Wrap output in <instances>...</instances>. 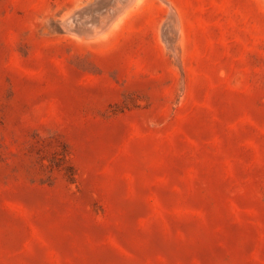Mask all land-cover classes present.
Segmentation results:
<instances>
[{
    "label": "rangeland",
    "instance_id": "374dc122",
    "mask_svg": "<svg viewBox=\"0 0 264 264\" xmlns=\"http://www.w3.org/2000/svg\"><path fill=\"white\" fill-rule=\"evenodd\" d=\"M112 1L0 0V264H264V0Z\"/></svg>",
    "mask_w": 264,
    "mask_h": 264
},
{
    "label": "bare ground",
    "instance_id": "6f19581e",
    "mask_svg": "<svg viewBox=\"0 0 264 264\" xmlns=\"http://www.w3.org/2000/svg\"><path fill=\"white\" fill-rule=\"evenodd\" d=\"M113 1H114V0H113ZM113 1H112V2H113ZM134 1H135V0H134ZM134 1H133V2H134ZM98 2H99V1H98ZM98 2H97V3H98ZM115 2H117V1H115ZM126 2H127V1H126ZM128 2H129V0H128ZM86 3H87V2H86ZM89 3H90V2H89ZM91 3H92V2H91ZM91 3H90V4H91ZM97 3H95V4H97ZM110 3H111V2H110ZM118 3H119V2H117V4H118ZM123 3H124V2H123ZM80 4H81V3H80ZM93 4H94V3H93ZM108 4H109V3H108ZM114 4H116V3H114ZM120 4H121V3H119V7L121 6ZM85 5H86V4H85ZM98 5H99V4H98ZM111 5H112V4H111ZM124 5H126V4H123L122 7H124ZM105 6H106V5H105ZM105 6H104V7H105ZM116 6H117V5H116ZM131 6H132V4L130 5V7H131ZM107 7H108V6H107ZM107 7H106V8H107ZM109 7H110V6H109ZM127 7H128V6H127ZM110 8H111V7H110ZM116 8H118V6H117ZM86 9H87V8H86ZM118 9H119V8H118ZM125 9H127V8H125ZM84 10H85V9H84ZM84 10H83V11H84ZM100 10H101V8H100ZM106 10H107V9H106ZM108 10H109V9H108ZM114 10H115V9H114ZM119 10H120V9H119ZM119 10H118V11H119ZM121 10H122V9H121ZM127 10H128V9H127ZM171 10H172V9H171ZM85 11H86V10H85ZM97 11H98V10H97ZM115 11H116V10H115ZM73 12H74V10H73ZM87 12H88V11H87ZM122 12H124V11H122ZM81 13H82V12H81ZM89 13H90V12H89ZM91 13L93 14V12H91ZM108 13H110V11H109ZM116 13H117V12H116ZM120 13H121V12H120ZM72 14H73V13H72ZM82 14H83V13H82ZM101 14H102V13H101ZM103 14H106V13H103ZM122 14H123V13H122ZM99 15H100V14H99ZM99 15H98V16H99ZM106 15H107V14H106ZM106 15H105V16H106ZM108 15H109V14H108ZM108 15H107V16H108ZM112 15H113V14H112ZM76 16H78V15H76ZM103 16H104V15H103ZM103 16H102V17H103ZM105 16H104V17H105ZM115 16H116V15H115ZM119 16H120V15L118 14V17H119ZM109 17H110V16H109ZM109 17H108V18H109ZM68 18H69V17H68ZM106 18H107V17H105V19H106ZM115 18H116V17H115ZM77 19H78V18H77ZM79 19H80V18H79ZM113 19H114V18H113ZM99 20H100V19H99ZM99 20H98V21H99ZM102 20H103V19H102ZM115 20H116V19H115ZM73 21H74V20H73ZM75 21H76V19H75ZM77 21H78V20H77ZM95 21H96V20H95ZM111 21H113V20H112V17H111ZM78 22H79V21H78ZM99 22H100V21H99ZM104 22H105V21H104ZM64 23H65V21H64ZM67 23H69V22H67ZM79 23H80V22H79ZM81 23H82V21H81ZM86 23L88 24L89 22H86ZM86 23H85V24H86ZM106 23H107V22H106ZM109 23L112 24L113 22H109ZM76 24H77V23H76ZM85 24H84V25H85ZM90 24H92V23H90ZM100 24H101V23H100ZM100 24H99V25H100ZM71 25L73 26L74 23L71 24ZM99 25H98V26H99ZM106 25H109V24L107 23ZM172 25H173V24H172ZM79 26H80V25H79ZM85 26H86V25H85ZM93 26L95 27L96 24H93ZM103 26H104V25H103ZM173 26H174V25H173ZM178 26H179V25H178ZM74 27H75V25H74ZM83 27H84V26H83ZM96 27H97V26H96ZM169 27H170V26H169ZM169 27H168V28H169ZM67 28H68V27H67ZM70 28H71V27H70ZM70 28H68V29L71 30L73 27H72L71 29H70ZM81 28H82V27H81ZM92 28H93V27H92ZM100 28H102V27L100 26ZM104 28H105V27H104ZM171 28H172V27H171ZM173 28H174V27H173ZM176 28H177V27H176ZM176 28H175V29H176ZM75 29H76V28H75ZM85 29H86V28L84 27V30H85ZM90 29H91V27H90ZM93 29H94V28H93ZM98 29H99V28H98ZM98 29H96V30H98ZM166 29H167V27H166ZM73 30H74V28H73ZM78 30H79V29H78ZM87 30H88V29H87ZM87 30H86L85 32H88ZM96 30H95V31H96ZM103 30H104V29H103ZM172 30H173V29H172ZM91 31H92V29H91ZM98 31H100V30H98ZM169 31H170V30H169ZM169 31L167 32V34L169 33ZM177 31L179 32V29H178ZM104 32H105V31H104ZM107 32H108V31H107ZM162 32H164V31H162ZM171 32H172V31H171ZM171 32H170V33H171ZM83 33H84V32H83ZM90 33H91V32H90ZM86 34H87V33H86ZM92 34H93V33H92ZM92 34H91V35H92ZM164 34H165V33H164ZM172 34H173V33H172ZM176 34H177V33H176ZM79 35H80V34H79ZM83 35H84V34H83ZM98 35H99V34H98ZM171 36H172V35H171ZM79 37H81V36H79ZM168 37H169V36H168ZM172 37H173V36H172ZM177 37H178V36H177ZM93 38H94V37H93ZM163 39H164V38H163ZM165 39H166V38H165ZM169 40H170V39H169ZM171 40H173V39H171Z\"/></svg>",
    "mask_w": 264,
    "mask_h": 264
}]
</instances>
